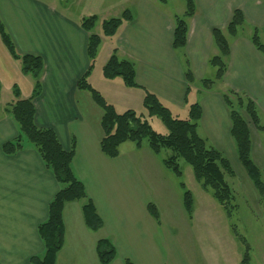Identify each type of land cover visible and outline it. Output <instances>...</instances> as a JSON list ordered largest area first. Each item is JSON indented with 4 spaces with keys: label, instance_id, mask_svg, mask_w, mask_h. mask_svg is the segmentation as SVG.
Instances as JSON below:
<instances>
[{
    "label": "crops",
    "instance_id": "1",
    "mask_svg": "<svg viewBox=\"0 0 264 264\" xmlns=\"http://www.w3.org/2000/svg\"><path fill=\"white\" fill-rule=\"evenodd\" d=\"M159 1L135 0L133 18L112 36L91 30L100 35L101 43L88 81L119 112H142L145 89L155 93L175 116L198 102L202 108L198 133L223 153L231 152L235 144L222 92L230 89L245 94L264 114V57L250 40L252 27H256L264 42V0H194L195 12L187 19L186 45L179 50L172 47L174 17L179 14ZM235 9L242 11L246 26L228 38L230 53L222 79L204 89L198 81L215 71L208 63L217 53L212 31L224 29ZM82 18L65 15L53 1L0 0V19L17 52L43 59L41 91L33 100L35 124L52 128L64 149L75 141L72 169L103 222L97 230L90 229L82 214L86 199L67 202L63 209L65 241L55 264H100L96 243L102 238H109L116 250L109 264H124L125 258L134 264H194L193 256L180 255L175 249L176 241L159 208L158 199L167 198L169 191L161 179L164 164L158 154L148 145L137 147L130 141L122 143L113 158L100 149L102 110L89 91L77 87L89 65V32L81 26ZM114 49L120 58L134 62L139 86L128 87L120 77L103 76L102 67ZM184 56L195 79L189 88ZM33 83L0 38V85L12 92L9 103L15 100L14 87L20 97L27 98ZM6 107L0 117V264H30L32 256L43 254L37 227L46 220L48 204L60 185L34 148L3 152L2 144L18 134ZM241 114L248 124L252 157L261 168L253 152L254 125L243 109ZM150 202L158 209L159 222L147 209Z\"/></svg>",
    "mask_w": 264,
    "mask_h": 264
},
{
    "label": "trees",
    "instance_id": "2",
    "mask_svg": "<svg viewBox=\"0 0 264 264\" xmlns=\"http://www.w3.org/2000/svg\"><path fill=\"white\" fill-rule=\"evenodd\" d=\"M166 2L167 0H160ZM195 12L194 0H185V10L181 15L174 17V31L172 47L176 50L183 49L186 45L187 19ZM133 18V13L125 9L119 16L104 19L101 23V31L104 36H112L122 23ZM97 17L95 15L82 18L81 26L89 32L86 44V53L89 59L87 70L77 81V87L90 92L94 102L101 108V126L103 137L100 140V149L104 155L113 158L118 156L122 143L130 141L140 147L144 140L155 154H160L163 149L171 150V154L162 157L164 166L181 176L179 159L188 163L193 174L201 186L212 191L213 197L222 205L228 214L232 209L231 200L233 194L225 175L234 176V170L225 154L210 145L197 130L198 122L202 114L200 103H191L188 107L187 118L174 116L170 109L153 92L145 89L142 106L145 112H137L134 109L117 111L104 96L88 81V75L93 68L98 47L101 43L100 35L92 32ZM246 26L244 15L240 9H235L229 23L224 29L214 28L212 40L217 48V53L210 56L208 63L215 68L214 78H203L200 86L210 89L215 81L222 79L230 53L229 37H235ZM0 38L10 53L19 61L20 69L24 74H29L34 80L33 91L30 97H20L17 87H14L15 100L8 104L6 110L19 125L20 133L2 144V150L6 154L15 153L26 147H33L40 155L46 167L52 172L60 185L58 191L48 204V214L45 221L41 222L37 231L44 244L42 255H34L30 258V264H55L58 251L65 241V227L63 221V209L67 202L86 199L82 205V214L86 225L97 230L103 224L96 208L88 197L84 183L75 175L72 169V161L75 154V141L69 149H64L52 128L38 127L35 124V106L33 100L40 94V76L43 70V59L39 55L20 54L6 31L0 19ZM250 40L255 48L264 57V42L261 40L259 30L252 27ZM105 78L120 77L128 87L139 86L135 80V65L130 59L120 58L114 49L102 67ZM184 74L189 85L195 82L191 72L189 60L184 56ZM1 88V85H0ZM223 100L229 109L230 135L234 141L238 159L244 168L248 178L258 191L260 200L264 201V181L261 178V169L255 163L251 153V137L248 124L241 114L243 109L251 123L259 131L264 132V125L260 123V115L255 102L245 94L233 90L222 92ZM158 117L167 128V133L157 132L150 124V117ZM24 140L30 144H24ZM184 209L188 218H192L193 197L189 190L183 193ZM147 209L150 215L159 222V212L156 205L148 203ZM245 243V250L240 264H251L249 245ZM96 252L100 264H109L115 257L116 250L109 238L99 239L96 243ZM124 264H134L125 258Z\"/></svg>",
    "mask_w": 264,
    "mask_h": 264
},
{
    "label": "rangeland",
    "instance_id": "3",
    "mask_svg": "<svg viewBox=\"0 0 264 264\" xmlns=\"http://www.w3.org/2000/svg\"><path fill=\"white\" fill-rule=\"evenodd\" d=\"M44 1H53L58 10L73 19L95 15L97 21L93 28L94 32L101 30V20L117 17L125 9L131 10L135 3V0ZM159 4L168 10L177 12L179 15L185 10V0H167L165 3L159 1ZM16 61L20 68L19 61ZM214 76L215 71H212L208 78H214ZM214 84L216 85L217 82L215 81ZM11 98V90L2 86L0 91V117L3 115V107H8ZM259 112L261 114L260 123L264 125V114L260 110ZM172 113L175 116L174 112ZM187 116L188 109L185 114L178 113L177 117L187 118ZM8 117L12 119L18 133H20L19 125L10 113H8ZM149 122L157 132L167 133V128L158 117H150ZM250 125H252L251 121ZM252 128H254L253 140L255 141L253 142L255 147L253 152L260 164L261 178L264 181V132L257 130L255 126H252ZM204 138L207 140L206 137ZM207 142L212 145L208 140ZM24 144L30 143L24 140ZM142 144L143 146L148 145L146 140ZM170 154L171 150L163 149L157 159L167 157ZM224 154L234 170V176L225 175L233 194L230 214L213 197L210 189L201 186L195 178L191 166L182 159L178 161L182 172L181 176H177L162 165L161 179H164L168 187L169 196L158 199L159 208L170 229L171 236L176 241L175 249L180 255L187 253L193 256L194 264H240L245 250L244 241L250 247V263L264 264V201L260 200L258 191L247 177L240 161H238L236 149L234 148L231 152L227 151ZM187 190L191 192L193 197L191 219L186 216L182 202L183 193ZM228 257H232L229 262L226 259Z\"/></svg>",
    "mask_w": 264,
    "mask_h": 264
}]
</instances>
